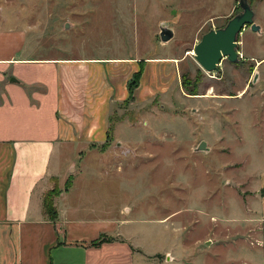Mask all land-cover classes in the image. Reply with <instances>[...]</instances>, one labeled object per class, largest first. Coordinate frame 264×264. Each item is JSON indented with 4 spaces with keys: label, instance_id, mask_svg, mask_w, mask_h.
Returning a JSON list of instances; mask_svg holds the SVG:
<instances>
[{
    "label": "rangeland",
    "instance_id": "obj_1",
    "mask_svg": "<svg viewBox=\"0 0 264 264\" xmlns=\"http://www.w3.org/2000/svg\"><path fill=\"white\" fill-rule=\"evenodd\" d=\"M248 1L260 32L246 27L240 62L224 60L206 73L189 54L242 13L240 0H0V23L27 30L34 58L184 57L176 93L114 107L108 141L76 157L46 194L53 212L76 170L103 162L108 171L86 178L109 183L94 187L105 194L94 208L128 223L123 236L134 235L147 263L235 264L257 256L226 244L248 237L257 245L259 237V229L246 236L249 228L234 224L253 214V173L264 169V0ZM163 27L174 32L169 43L161 41ZM202 142L208 151H198Z\"/></svg>",
    "mask_w": 264,
    "mask_h": 264
},
{
    "label": "crops",
    "instance_id": "obj_2",
    "mask_svg": "<svg viewBox=\"0 0 264 264\" xmlns=\"http://www.w3.org/2000/svg\"><path fill=\"white\" fill-rule=\"evenodd\" d=\"M32 48L27 30L0 23V264H155L132 244L134 235L123 236L128 223L94 208L93 199L105 195L94 187L109 183L86 178L108 171L103 162L89 167L84 159L70 190L56 198L55 221L44 198L76 157L108 141L113 109L128 101L133 77L143 69L135 105L164 98L182 87L184 57L47 59L34 58ZM253 175V214L234 224L256 228L246 236L259 229L257 245L248 237L226 244L257 256L235 264H264V169ZM101 237L113 241L96 245Z\"/></svg>",
    "mask_w": 264,
    "mask_h": 264
},
{
    "label": "water",
    "instance_id": "obj_3",
    "mask_svg": "<svg viewBox=\"0 0 264 264\" xmlns=\"http://www.w3.org/2000/svg\"><path fill=\"white\" fill-rule=\"evenodd\" d=\"M239 5L242 13L232 18L224 28L210 30L194 48V60L206 73L218 72L224 60L231 63L240 62L237 50L240 34L246 27L256 33L261 30L254 21L255 12L249 1L240 0ZM160 38L163 43H169L174 38V32L168 27H163ZM198 151H208L205 142L199 145Z\"/></svg>",
    "mask_w": 264,
    "mask_h": 264
},
{
    "label": "trees",
    "instance_id": "obj_4",
    "mask_svg": "<svg viewBox=\"0 0 264 264\" xmlns=\"http://www.w3.org/2000/svg\"><path fill=\"white\" fill-rule=\"evenodd\" d=\"M142 73H143V69H141L140 72L137 73L133 77V79L131 80V82L129 84V94H130V96H129V99L128 100H131V99L133 100V94H134L135 89L139 85V81H140V78L142 76ZM44 208H45L46 214L48 215V218L51 221H55L57 219V212H56V210L53 212L52 202L51 201H48L47 197L44 199ZM112 240H113L112 238L102 237L95 244L98 245L100 243L111 242Z\"/></svg>",
    "mask_w": 264,
    "mask_h": 264
},
{
    "label": "bare ground",
    "instance_id": "obj_5",
    "mask_svg": "<svg viewBox=\"0 0 264 264\" xmlns=\"http://www.w3.org/2000/svg\"><path fill=\"white\" fill-rule=\"evenodd\" d=\"M189 55H192V56H194V53L192 52L191 54H189Z\"/></svg>",
    "mask_w": 264,
    "mask_h": 264
}]
</instances>
